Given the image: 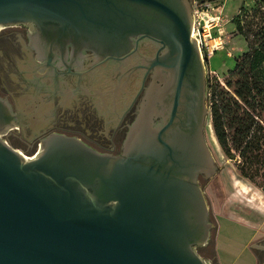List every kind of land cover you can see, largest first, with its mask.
<instances>
[{
    "label": "water",
    "instance_id": "obj_1",
    "mask_svg": "<svg viewBox=\"0 0 264 264\" xmlns=\"http://www.w3.org/2000/svg\"><path fill=\"white\" fill-rule=\"evenodd\" d=\"M192 23L191 0H0V29L27 26L110 57L135 36L163 50L150 63L156 106L119 155L51 135L25 160L0 141V264H211L196 251L213 226L198 176L216 166ZM10 116L0 99V129Z\"/></svg>",
    "mask_w": 264,
    "mask_h": 264
},
{
    "label": "flooded vegetation",
    "instance_id": "obj_2",
    "mask_svg": "<svg viewBox=\"0 0 264 264\" xmlns=\"http://www.w3.org/2000/svg\"><path fill=\"white\" fill-rule=\"evenodd\" d=\"M195 4L191 0V38L205 70L192 34ZM162 51L158 43L135 36L127 52L110 57L86 44L39 37L27 26L1 28L0 99L12 121L0 129V141L25 160L35 159L51 135L74 139L99 154L119 155L134 124L156 106L157 71L150 63ZM202 181L199 175L201 187ZM213 229L208 243L196 247L204 259ZM263 244L264 239L255 248L262 262Z\"/></svg>",
    "mask_w": 264,
    "mask_h": 264
},
{
    "label": "trees",
    "instance_id": "obj_3",
    "mask_svg": "<svg viewBox=\"0 0 264 264\" xmlns=\"http://www.w3.org/2000/svg\"><path fill=\"white\" fill-rule=\"evenodd\" d=\"M194 1L203 4L220 0ZM263 8L264 0L248 11L241 5L233 16L235 29L228 34L241 39L244 49L225 71V85L216 87L207 98L206 120L215 140L225 157L235 160L237 178L250 185L264 171Z\"/></svg>",
    "mask_w": 264,
    "mask_h": 264
},
{
    "label": "rangeland",
    "instance_id": "obj_4",
    "mask_svg": "<svg viewBox=\"0 0 264 264\" xmlns=\"http://www.w3.org/2000/svg\"><path fill=\"white\" fill-rule=\"evenodd\" d=\"M211 4L210 8L200 9L198 12L201 25L203 14L206 13L209 17L214 18L209 25L212 26L211 38H217L216 40L219 43L216 46L210 40L206 42V46H203L204 49L200 46L206 72L207 98H210L216 87L225 85V71L232 66L233 60L241 49H244L241 39H232L228 34L235 29L233 16L241 5L248 11L257 7L260 0H220ZM199 5L202 4H195V6ZM206 121L205 140L216 166V173L212 179L202 181L201 185L209 209V219L212 225L216 227V230L213 229L211 236L212 247L213 244L217 243L218 227L222 219L232 220L245 227L258 229L263 235L260 236L262 237L259 240L260 242L264 239V171L259 172L253 182L254 184L250 185L239 180L236 176L235 160L225 157L215 140L209 120ZM256 241L254 240L251 243L253 244ZM239 246L241 247L242 244L238 245V249ZM247 246L245 249L249 248ZM261 262L262 259L258 257L257 264H261Z\"/></svg>",
    "mask_w": 264,
    "mask_h": 264
},
{
    "label": "crops",
    "instance_id": "obj_5",
    "mask_svg": "<svg viewBox=\"0 0 264 264\" xmlns=\"http://www.w3.org/2000/svg\"><path fill=\"white\" fill-rule=\"evenodd\" d=\"M263 236L258 229L245 227L232 220L222 219L218 227L217 243L212 255L205 256L211 264H257L255 248ZM254 240H257L253 244ZM242 246L238 249V245ZM248 245V246H247ZM249 247L245 249V247ZM244 249V250H241Z\"/></svg>",
    "mask_w": 264,
    "mask_h": 264
},
{
    "label": "built area",
    "instance_id": "obj_6",
    "mask_svg": "<svg viewBox=\"0 0 264 264\" xmlns=\"http://www.w3.org/2000/svg\"><path fill=\"white\" fill-rule=\"evenodd\" d=\"M211 6H212L211 3H203L202 5L194 7V25H193L192 34H193V37L196 39L198 45L202 46L201 47L202 49H204L203 46L207 45L206 42L210 40H212L216 46L219 44L216 40L217 38H214V39L211 38L212 26H209V25H210V22L214 20V18L209 17L205 13L203 14V18L201 19L202 25L201 23H199V15H200L198 13L199 10L210 8Z\"/></svg>",
    "mask_w": 264,
    "mask_h": 264
}]
</instances>
